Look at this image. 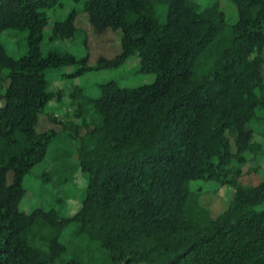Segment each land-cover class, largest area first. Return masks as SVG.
<instances>
[{"label": "trees", "instance_id": "1", "mask_svg": "<svg viewBox=\"0 0 264 264\" xmlns=\"http://www.w3.org/2000/svg\"><path fill=\"white\" fill-rule=\"evenodd\" d=\"M229 1L233 23L218 0H72L46 35L61 0H0V264H264V180L239 181L246 153L264 156L249 126L264 121V0ZM82 13L94 33L120 32L116 55L89 65ZM78 37L80 58L57 45ZM131 56L153 82L109 79L95 97L76 88V121L46 113L62 129H37L51 70L113 69ZM51 145L38 177L53 191L23 211L24 177ZM77 172L85 186L65 214ZM195 181L234 188L216 218Z\"/></svg>", "mask_w": 264, "mask_h": 264}, {"label": "rangeland", "instance_id": "2", "mask_svg": "<svg viewBox=\"0 0 264 264\" xmlns=\"http://www.w3.org/2000/svg\"><path fill=\"white\" fill-rule=\"evenodd\" d=\"M205 3L208 0H198ZM62 6H58L48 11L50 16L49 25L45 29V34L48 35L53 22L57 19H62L74 6L72 0H61ZM225 19L228 23H233L237 19V10L235 5L229 0H218ZM75 24L77 27L85 30L87 34V48L89 53L88 63L93 65L101 56L111 58L119 52L120 32L107 30L102 34L93 32L87 15L85 13L76 16ZM57 45L63 47L67 51L72 52L77 58L85 55L87 49L84 47L82 38L78 37L75 40L58 41ZM45 52L47 47L42 46ZM139 60L136 56H131L126 59L125 63L113 69L86 70L81 73H75L77 64L72 63L64 65L58 69L51 70L47 77L50 82V90L53 94V100L47 105L45 112L39 115L37 129L45 131L47 129L61 130L62 125L51 122L46 113L54 114L55 117L65 120V114H69L70 118L75 120L72 113V108L69 103L71 94L76 88H80L79 92L85 96L95 97L99 93V85L109 79H114L118 85L122 87H137L142 84L151 83L156 75L154 72H144L138 69ZM263 114V110H258L257 115ZM63 116V117H61ZM249 126L253 129L255 140L261 142L264 137V121L260 119L252 120ZM54 145H51L43 161L35 164L24 177L25 193L19 202V208L23 211H30L37 204L45 203L49 194L53 191L50 184H42V180L38 177L44 170H49L51 165V150ZM67 147L72 152L73 159H76V153L73 151L71 143H67ZM247 160L242 167V176L239 179L240 183L248 186H253L264 180V156L261 158H252V155L246 153ZM82 174L77 172L76 180L65 185V189L69 192L70 197L67 199L63 212L65 214L73 213L76 206L80 203L81 188L85 186L82 182ZM8 181H11V174L7 175ZM193 188L199 189V202L205 207L212 218H216L220 213L227 209L234 194V188L230 185L220 186L215 182L195 181Z\"/></svg>", "mask_w": 264, "mask_h": 264}]
</instances>
